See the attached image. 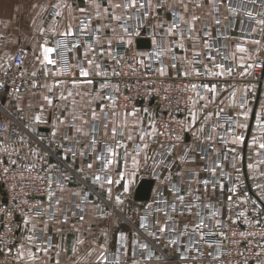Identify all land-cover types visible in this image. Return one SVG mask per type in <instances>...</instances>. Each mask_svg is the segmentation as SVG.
I'll use <instances>...</instances> for the list:
<instances>
[{"label": "crops", "instance_id": "1", "mask_svg": "<svg viewBox=\"0 0 264 264\" xmlns=\"http://www.w3.org/2000/svg\"><path fill=\"white\" fill-rule=\"evenodd\" d=\"M112 2L123 3L124 0H112ZM156 3L157 0H152L153 7L147 8L149 16L146 19L151 23V33L148 36L144 32L138 35L123 32L119 25L124 23L128 26L127 22L131 23L140 14H138L136 9H130L127 13H125L123 8L113 10L108 0H91V2L90 0H0V68L8 66L14 53L20 49L24 52V69L29 74L34 71L37 74L39 70L45 69L37 59V57L42 59L41 45L45 44V42H47L46 46L55 47L57 41H65V38L69 37H62L60 33L66 32L69 25H71L74 34L76 32L92 33L96 26L100 29V33L93 36V43L90 44L94 50H89V45L84 48L78 45L76 47H73L72 44L69 45L66 48L65 55H63L68 66L64 67L59 60L57 65H54L55 67L48 65L54 69L50 75H46L41 79L39 86L33 87V83H28L18 94L13 96L0 92V117H3L0 122H3L5 126V129L0 134V156L4 161L15 160L16 164L34 163L47 168L48 165H57L59 168L57 172H60L61 175L72 176L73 182H66V187L72 190L83 189L87 193L88 200L92 204L99 205L100 208L98 210L88 204L84 213L85 219L80 221L78 219L80 213L75 207L80 202L79 198L71 196L69 192L60 193L57 190V185L54 186L58 196L63 197L61 203L55 206V219L34 214L24 216L18 226L19 241L11 248V254H8L7 251H0V264H55L56 259H59L60 264H97L101 245H106L107 247L109 264H112L114 260L113 253L119 257L120 264H133L134 261L135 264H164L163 260L155 259L158 256H164L169 260H178V254L183 250L181 246L183 243L185 244L184 240L189 242L188 236L182 239V243L181 241L179 243L178 240L176 244H169L170 238L169 236L168 238L165 237L164 233L157 234L159 236L158 240L146 234L147 237H145L155 247L149 241L147 245L149 244L150 246L148 245L147 249H141V252L138 253V245L144 241V237H140L138 230L142 215L147 216L149 223L153 225L154 231H156L155 222L157 220L161 223L165 222V213L172 215L181 224L194 221V214L185 213L184 216H180L178 213L174 214L168 209V203L175 200L170 188L174 183L178 182V176L180 180H183L185 175L189 174L188 172L197 171L198 165L205 160L201 159L202 155H207L209 160L214 156L217 158L221 153L227 152L237 167L241 168L240 171L242 170L245 178L254 182L253 186L255 189L258 183L264 184V163H257L264 160V154L257 156L258 149L251 146L253 136L257 137L258 140H264V132H261L256 127L255 120L251 115V109L255 108L256 111H259L256 97L264 100V91L257 83L250 81V74L241 75L244 72L250 73L248 65H252L255 60L264 61V32L259 31L260 26L256 25L253 20H249L245 15V12L251 11L257 19L264 18L258 15L259 13H264V0H257L255 4L251 3L250 0H244L246 6H241V0H215V2L213 0H183V4H187V11L184 10L180 0H165V7L160 9L155 7ZM229 3L233 8L237 9L235 15L228 11ZM198 4L200 5L199 7L197 6ZM54 5H59V7H54ZM51 8L55 9L54 16L49 14ZM82 8L85 9L84 12L80 11ZM105 8L108 9L109 13L121 15L123 19L121 21L112 20L111 16L103 14ZM173 11L183 16L184 19L178 20L173 16ZM57 12L60 15H57ZM98 12L101 13L99 18H97ZM194 15L198 16L199 20L194 22L195 30L189 34V22H191V17ZM217 18L221 21L219 25L215 23ZM174 21L179 23V28L175 34L166 36V29ZM158 24H163L164 27H157ZM82 26L86 29L85 31L79 30ZM253 28H256L257 31L252 32ZM112 29H116L115 33ZM206 32L209 35H205ZM180 33H183V39L180 38ZM190 35L191 38H189ZM96 36L100 37L99 43L95 40ZM141 37L150 40L149 49L136 48L135 41ZM109 38L112 39L111 52L114 46L123 43L131 49L133 56L143 61L160 43L161 45L163 44L162 51L164 54L157 70L160 67H164L167 73L174 72L180 75L187 71L189 73L188 76L197 78L199 76L194 75L193 71L201 67L202 79L195 81V84L198 86L210 84L217 87L215 102L208 104L207 111H216L223 108V113L228 112L231 117L237 119L240 123L248 124L247 129L236 128L237 133H242L245 136V144L242 146L225 145L219 141L214 143L208 141L199 142L195 141L191 133H185L184 138L175 144L176 147L173 150L176 163L167 173L158 177L151 174L152 160L143 165L142 153L141 164L143 166L132 177L123 211L115 208L113 203L107 200L106 193L99 187L92 185L91 179L84 180L79 176V169L94 160L95 154L93 153L88 157L79 156L80 151L85 150L89 137L79 135L75 132V128L71 126L74 123L75 127H83L84 131L88 132L93 123L90 116L91 109L95 108L97 114L101 117L100 120L95 122L99 128V133L96 134L98 139L103 142L113 143L110 132L112 125L109 124L108 135H104V120L101 112V105L110 104L107 100L101 99V97L105 96V92L110 88V85L103 81L100 75H96V72L102 71L103 67L117 63L106 52L101 54L102 49H108L107 39ZM205 40L212 45L210 52L204 47ZM253 40H260V44L252 43ZM180 43L184 45L183 48L178 46ZM237 45H242L246 51L243 53L237 52ZM62 49L65 48H61L60 51ZM197 51L201 55L198 60H195L194 52ZM86 53L87 56L85 55ZM208 55L215 56L216 62L224 64L226 68L232 67V74L228 75L226 73L222 77L206 75L205 64L208 65L209 70H214L207 59ZM224 57H227V59ZM52 58L57 57L53 54ZM88 59L94 60L93 65L88 64ZM97 63L100 65L99 69L95 67ZM173 64H175V67L171 66ZM241 64L244 67H240L239 65ZM79 67L87 69L90 75L88 77L80 76ZM67 70L72 75L64 73ZM57 72H62L63 74H53ZM87 79L92 80L93 83L91 85L79 83ZM74 80L78 82L75 86L72 83ZM57 81H62V83L59 86H54ZM105 83L109 86L101 90L100 85ZM49 87H52V91L48 90ZM198 90L202 91L199 88ZM233 91L236 93L234 98L231 95ZM68 92H72L73 95L68 96ZM61 94L66 96L67 99H59ZM45 95L53 99L52 107H49L43 100ZM245 98L248 101L249 109V120L246 122L241 120L238 115L242 111L239 108L240 101ZM194 100H198L195 94L191 105V109L194 111H197L201 104L207 103V100H205L199 101L194 105ZM134 108L137 110V116H128V125L131 126L137 118H142L144 126H147L148 116L143 110L148 109L151 115H153V110L142 104H138ZM132 110H119L115 107L116 115L113 117L111 114L112 109L104 108V111L109 113V121L115 120L117 124L122 121L126 112H131ZM34 115H40L43 122L33 125L31 118ZM74 116L77 117L75 121H73ZM57 117L63 119L65 123L59 125L60 132L53 139L51 132L53 125L57 123ZM188 119L189 114L185 122ZM82 120H88V124H83ZM211 123L212 121L209 122V125ZM24 124H30L35 127V133L29 134L28 130L23 127ZM224 129L223 125L217 131L223 135ZM132 131L133 140H125L129 153H132L136 145L141 143L138 136L135 135L138 130L134 129ZM207 131L208 129L206 128L205 134ZM128 132L129 128H126L125 136H127ZM64 133H67L70 138L67 140L61 139ZM212 135L215 137L216 133L214 132ZM21 136L27 141V146L21 142ZM201 136L203 139V134ZM41 137H43V140L40 139ZM226 137L228 140L232 139V136L228 133ZM77 141L79 142L77 143ZM146 142L150 145L147 150L149 156H155L156 153L163 152L167 147V143L164 142L158 144H154L153 140ZM70 147L77 152L75 161L65 151ZM186 147L194 149V151H189L194 160L190 163L181 164L178 158ZM233 147L236 148L240 159H234V154L230 151ZM4 148H7L8 153H11L10 156L3 151ZM29 148L38 149L39 156L43 157V159L33 155ZM120 151L122 154L123 150ZM66 156L67 159H65ZM249 164H255L256 166L253 169H249ZM124 167L121 162L119 167L114 170L113 175L115 176V172L123 170ZM127 167L131 169V160H129ZM98 168L99 164H94L93 169L88 173L89 177ZM85 171L88 172L86 168ZM181 172L182 175H177V173ZM231 173L237 174L234 169ZM169 175L172 176L170 182L167 180ZM144 178L153 179L150 197L147 201H137L134 199V191L139 181ZM221 183L224 185L223 191L219 187L216 189L223 193L224 199H227L228 195H230L227 188L228 182L224 179ZM197 184L196 180L191 183L189 191L191 195L189 197H194L201 191ZM121 192L122 185L113 186V197L121 194ZM248 192L251 194L250 189H248ZM163 193H165L164 198ZM1 195L2 186L0 182V197ZM158 201L160 203H157ZM163 201H167V203H163ZM204 203L214 204L215 208L219 209V212L222 211L221 202L205 197ZM158 208L163 209V211H157ZM247 209L248 204H244V211L246 212ZM204 211L207 213L209 210L205 209ZM74 212L77 215L74 216ZM109 213L111 215H108ZM65 216L68 217V222L61 223ZM25 217L31 218L32 224L36 227L35 235L40 242L51 241V244L48 245L49 253L47 256L43 252L37 253L40 257L39 260H32L29 257V253H35L36 248L26 239L32 232L30 231L31 226H25L23 223ZM103 232H107V237L102 235ZM121 233L126 235L123 241L120 240ZM78 240H82L83 243H77ZM21 245H24L23 249L20 248ZM73 247L76 248L75 253L72 251ZM18 249L23 253V259L17 258ZM149 251L153 253V256L148 259ZM57 252L59 253L58 257L56 255ZM184 264H204V262L202 260L197 262L185 261Z\"/></svg>", "mask_w": 264, "mask_h": 264}, {"label": "snow or ice", "instance_id": "2", "mask_svg": "<svg viewBox=\"0 0 264 264\" xmlns=\"http://www.w3.org/2000/svg\"><path fill=\"white\" fill-rule=\"evenodd\" d=\"M91 2V0H90ZM110 7L115 10V9H120L123 8L125 13L128 12L130 9H145V8H152V0H124L123 3H113L112 0H108ZM181 4L184 7V10L187 11L188 7L187 4H183V0H180ZM215 2V0H213ZM251 3L255 4L257 0H250ZM198 7L200 6L199 4L197 5ZM241 6H246L244 4V0H241ZM54 7H59V5H54ZM99 7V5H97ZM157 9L164 8L165 7V0H157V3L155 5ZM81 12H84L85 9H80ZM228 11L235 15L237 9L233 8L231 4L229 3L228 6ZM103 14L111 16L112 20L115 21H121L123 17L121 15H115L114 13H109L108 9L105 8L103 10ZM173 16L176 17L178 20H183V16H180L178 13L173 11ZM57 15H60L59 12H57ZM101 15L100 12L97 13V18ZM245 15L249 18V20H253L256 25L260 26L259 31L264 32V18L257 19L251 11L245 12ZM261 17H264V13H259L258 14ZM149 16V13L147 11L144 12V17L147 18ZM130 18V17H128ZM199 20L198 16H192L191 17V22H189V27H188V32L191 34L194 30V22ZM215 23L219 25L221 21L217 18L215 19ZM119 27L123 30V32L128 33L130 30L128 26L124 23H121ZM157 27H164L163 24H158ZM179 28V23L173 22L170 24V26L166 29L165 35H173L176 33V30ZM80 31H85L86 29L82 26ZM95 31L99 32L100 29L97 28ZM112 31L115 33L116 29H112ZM252 32H256L257 29L253 28L251 30ZM55 34V33H54ZM138 34V33H137ZM62 37H72L74 35L73 30L71 25H69L68 30L66 32L60 33ZM180 38L183 39V33H180ZM205 35H209V33H205ZM191 38V35L189 36ZM95 40L97 43L100 41V37L96 36ZM130 43V41H129ZM155 43V41H153ZM252 43L259 45L260 40H253ZM47 42L45 44L41 45L42 49V59L40 57H37V59L40 61V63L47 68L48 65H57L58 60L56 58H52L53 54H55L58 58L60 63L64 66L67 67V61L64 60L63 58V52L59 51L61 48H67L68 45L64 41L60 40L56 42L55 47H48L46 46ZM107 44H108V49H102L101 54H105V52L111 56L112 59L116 60L117 64H119L120 60L116 58L111 52V46H112V39L109 38L107 39ZM72 46L76 47L77 45L75 44V41H72ZM180 48H183L184 45L180 43L178 45ZM89 50H94L92 45H89ZM204 47L207 49L209 52L212 49V45L208 43L207 40L204 42ZM236 51L243 53L246 51V49L242 45H237L236 46ZM164 53L163 51H157L154 53V55L159 58L162 56ZM87 56V53L85 54ZM201 55L200 52H194L195 57H199ZM235 56V54H233ZM227 59V57H224ZM120 59H123L122 57ZM175 59V57H173ZM208 61L212 64V67L214 70H209L208 65L205 64V74L206 75H211V76H217V77H222L226 73L228 75H231L233 72L232 67H225L224 64L222 63H217L216 62V57L212 55L207 56ZM243 59V58H241ZM88 64L93 65L94 60L93 59H88ZM139 64L143 65L144 61L139 60ZM172 67H175V64L171 65ZM240 67H244L243 64L239 65ZM95 67L97 69L100 68V65L97 63L95 64ZM253 67V65H248V68ZM159 75L164 76L167 74L166 69L164 67H160L158 70ZM45 74L47 75L48 72L46 71ZM55 75H62V72H57L53 73ZM79 74L82 77H88L90 75V72L83 68L79 67ZM194 75H201L199 70H194L193 71ZM245 74H251V73H241V75ZM32 76H36V72L31 73ZM96 75H107L105 72L97 71ZM113 75H120L119 72H116L113 70ZM182 75L187 77L189 73L187 71L183 72ZM62 83V81H57L54 86H59ZM73 85L75 86L78 82L77 81H72ZM79 83H86L88 85H91L93 83L92 80L87 79L85 81H81ZM36 84L33 82V87H35ZM109 85L107 83L101 84L100 88L101 90L106 89ZM5 87L4 84H0V88ZM195 95L198 97V100H194L193 104L195 105L199 101H205L207 100V103H203L200 105L199 109L197 111H194L192 109L189 110V119L185 121H169L165 122L161 125V127H158L157 120L153 115H151L148 112V109H144L143 111L145 114L148 116V121H147V126H144V120L142 118H137L131 126L128 125L127 123V117L132 116L136 117L137 116V110L133 108L131 112H126L123 116L122 121L117 124L115 120L109 121L108 116L109 113L104 111L105 107L111 108L112 109V116L114 117L116 115L115 112V107H116V97L112 95L108 96H103L101 99L103 100H108L110 101L109 105H101V112L103 113V128H104V135H108L109 131V124H111V139L113 143H108V142H103L98 139V136L96 134L99 133V128L97 124L95 123L96 121L100 120V116L97 114L95 108L91 109V120L93 121L90 129L88 132H85L83 127H75V124L73 123L71 126L75 128V132L78 133L81 136H88L89 141L88 144L86 145L85 150L80 151L79 156L80 157H88L91 154H95L94 160L91 162H88L85 166L81 167L79 169V176L82 177L84 180L91 179V183L94 187H99L104 193H106V197L108 201H111L114 205L115 208L120 209V211H123V206L126 202L127 195L130 190V185L132 183V177H134L137 172L141 169L143 165H146L149 160L153 161V170L155 168L159 167L161 164H163V160H156L154 156H149L147 154V150L149 149L150 145L146 141H151L153 140L157 135L159 136H167L170 137L172 140L180 142L183 137L179 134L180 132L184 133H191V135L195 138V141L199 142H216L219 141L225 145L231 144V145H236V146H242L245 144V136L242 133H237L236 128L240 129H247L248 124L247 123H240L237 119L233 117H226L224 120V123L228 125V128L225 129V132L230 134L232 136L231 140H228L226 135H222L220 132L217 130L223 127V125L220 123V117L224 112L223 108H220L219 110L216 111H207L208 104L209 103H214L215 102V95L217 94V87L216 85H210V84H203L198 86L197 84H190L188 86ZM201 89L202 91L198 90ZM49 91H52V87H49ZM187 90V89H185ZM16 91H19L17 89ZM115 91L118 93L119 92V86H115ZM72 92H68V96H72ZM232 97L234 98L236 93L235 91L232 92ZM59 99H67L66 96L63 94L60 95ZM167 99V97H165ZM191 100L192 97H189ZM43 100L47 103L49 107L53 106V99L47 95L43 97ZM256 104L259 107V111H256L255 108L251 109V115L252 118H254L256 127L261 131L264 132V100H261L259 97H256ZM18 107V106H17ZM239 108L242 109V111L238 114L240 119L243 121H248L249 120V109H248V101L247 99H242L239 104ZM199 113V114H198ZM3 117H0L2 119ZM77 117H73V121H75ZM82 119V118H81ZM32 124H38L43 122L42 117L40 115H34L31 118ZM212 121L211 125H209V122ZM65 121L63 119H60L57 117V123L53 125V129L51 132V136L53 139H55L60 132L59 125H63ZM83 124H88V120H82ZM175 124V127H171L172 124ZM23 127L28 130L29 134H34L36 129L35 127H32L30 124H24ZM129 128V132L127 136H125V129ZM161 128L163 130H161ZM206 128L208 129L207 133L205 134ZM138 130L135 132V135L138 136L139 141L141 143L137 144L136 147L133 149L132 153H129L127 150V144L125 143V140L127 141H132L134 136H133V131L132 130ZM216 133V136L213 137L212 133ZM201 134H203V139ZM70 137L68 136L67 133H64L61 139L67 140ZM43 140V137L40 138ZM21 142L27 146V141H25V138L23 136L20 137ZM79 141H77L78 143ZM98 145L100 146L98 148ZM253 147H256L258 149L256 155L260 156L264 154V140H258L257 137L253 136L252 138V145ZM163 147V145H161ZM176 147L175 144H172L168 149H167V155H171L172 149ZM122 154H121V151ZM3 151L7 155H11V153H8L7 148H4ZM29 151L37 156L40 159H43V157L39 156V150L38 149H32L29 148ZM66 153H69L71 155V158L73 161H75L77 157V152L74 150V148H68L65 150ZM189 151H194L193 148L191 147H186L184 150V154L181 155L178 159L181 164H186L192 162L194 159L193 157H189L188 153ZM230 151L234 154V159H240L239 154L236 152V148L233 147L230 149ZM143 153L142 160H143V165L141 164V154ZM157 155H160L157 153ZM209 157L207 155H202L201 159H208ZM228 157L225 156L224 159H227ZM67 159V156L65 157ZM129 160H131L132 167L129 169L127 167ZM121 162L124 164V169L121 171H116L115 176L113 175V172L116 168L119 167ZM0 163H5V167L3 168L4 173H8L10 171L9 167H7V163H11L13 165L16 164L15 160H10L7 163L4 161H0ZM257 163H264V160L258 161ZM94 164H99V168L97 171L92 174L90 177L88 175L89 172L94 167ZM256 165L255 164H249L248 168L253 169ZM36 167L35 164H32L27 168L28 171L33 170ZM165 167H168V165H165ZM233 169L237 172L236 180L233 184L232 187L228 189L230 192V195L227 197L228 204L230 205H238V204H248L251 205V207L248 209V211H251L254 217H259L261 213H264V184L258 183L256 185V190L259 193L258 195H255V198L249 197L246 193H244L242 196L238 193L237 185L240 183L241 176H240V169L237 167L236 163H232ZM85 168L88 170V172L85 171ZM55 169L56 171H59V168L57 165H48V168L46 172L48 173L45 176H40L37 175L35 179L44 181L47 184V197L49 201L51 202L53 198H55V203L59 205L61 203V200L63 199L62 196L57 195V191H54L52 189V185L55 184L57 185V190L60 193L64 192H69L71 196L78 197L79 198V203L75 205V207L78 209L80 215L78 216V219L80 221H84L85 215L84 213L86 212V206L88 204H91V207L96 208L99 210L100 206L97 204H92L91 201L88 200L87 193L84 192L83 189H77V190H72L68 189L66 187V182L71 183L73 182L72 176L67 175V174H62V178H56L53 179L52 175L50 174L51 171ZM217 169H220L219 176L224 177L225 173L223 171V165L222 162L217 159L212 162L211 165L206 166L202 171H206L210 174L211 177H217ZM198 172H190V175H192L194 178L198 176ZM177 175H182L181 173H177ZM172 179V176L169 175L167 177V180L170 182ZM197 183L202 184L204 186L205 193H208L209 191H214L217 187L220 188L221 191L224 189L223 183H221L219 180L215 179H203V180H197ZM115 185H122V192L119 195H116L113 197L112 192H113V186ZM170 191L172 194L175 196V202L172 204H169L168 207L172 210L174 213H178L180 216H184L185 213L188 214H194V221L191 223H185L183 225V228L181 229L179 224L176 222V220L172 217V215L165 213V222L161 223L160 221H156V231H151L150 230V225L147 223L146 218L142 219L140 223V228L145 229L147 234L153 239L158 240L159 236L157 233L163 234L166 232L169 233H176V237L172 238L169 240V244H176L178 242L179 236H184L187 235L189 237V245L197 243V241H204V243L208 244L209 247H212L211 243L208 241L204 240L205 235H219L221 237L227 238L225 233L223 231H218V232H213L209 230L207 233H205V229L209 227V221H213L214 224L213 226L216 229H221L226 227L224 222L219 219L220 212L219 209L215 208L214 204L210 203H199L201 201V196L196 195L193 197V202L192 203H186V195H180V188L176 187L175 185H172L170 188ZM187 195H191V192H188ZM157 203H160L159 201ZM163 203H167V201H163ZM226 207L228 205H225ZM149 207H151L149 205ZM205 209H208L209 211L205 213ZM229 211H232V208L228 209ZM6 209L0 208V212H5ZM157 211H163V209H157ZM9 218L12 216V212L8 211L7 212ZM39 215V213H37ZM73 215H77V213H73ZM108 215H111L109 213ZM237 218L245 217V211H240L236 213ZM53 219H55V216L53 215ZM68 222V217L65 216L61 223H67ZM233 224H235L237 221L232 220L231 221ZM246 223H259V219H256L255 221L252 220H246ZM23 223L25 226H31L30 231L32 232L31 235H28L26 239L32 243L35 248L36 252L29 253V257L32 260H39L40 257L37 255V253L43 252L46 256L49 253V247L48 245L51 244V241H45V242H40L39 238L35 235L36 232V227L34 224H32V220L30 217H25L23 220ZM11 231V229H9ZM102 235L107 237V232H103ZM235 235V233H233ZM241 237L245 236V233L241 232L239 234ZM252 235H255L252 233ZM125 239V236L123 233L120 234V240L123 241ZM77 243H83L82 240H78ZM21 249L24 248V245L20 246ZM141 249H147L148 245L147 244H141L140 245ZM0 251H4L3 249H0ZM6 251L8 254H11V248H7ZM72 251L75 253L76 248L73 247ZM187 251L184 253H179L178 254V260H169L164 256H158L155 257L157 260H163L164 264H184L185 261L189 259V255L187 254ZM91 254V253H89ZM126 254V253H125ZM17 258L18 259H23V253L18 249L17 251ZM57 257L59 256V253H56ZM149 258L153 256V253L149 252ZM208 255L212 256L213 260L218 261L220 258V254L217 253L216 255H213L212 253H208ZM257 257L261 255V253L256 254ZM114 260L112 264H120L119 257L113 253ZM192 259H196V257H191ZM55 264H60L59 259H56ZM97 264H109L108 260V255H107V247L106 245H101V251L100 255L97 257ZM135 264V261L133 262Z\"/></svg>", "mask_w": 264, "mask_h": 264}, {"label": "built area", "instance_id": "3", "mask_svg": "<svg viewBox=\"0 0 264 264\" xmlns=\"http://www.w3.org/2000/svg\"><path fill=\"white\" fill-rule=\"evenodd\" d=\"M145 11L149 13L147 8L139 9L138 14H140V16L135 18L131 23L127 22L130 30L129 33L141 34L144 32L146 35H150L151 23L144 17ZM49 14L54 16L55 9L51 8ZM97 28L96 26L95 30ZM95 30L92 33L76 32L74 36L65 38L64 42L69 46L72 44V41H75L76 45L84 48L93 43L94 35L100 33V31L97 32ZM162 48L163 44L161 45L160 43V45L148 55L144 64L141 65L138 63L139 60L137 57L132 55L131 49L126 44L121 43L116 45L112 49V54L120 60L119 64L116 63L103 67L101 72H105L107 75H100L103 81L110 85V88L105 92V96L112 95L117 98V109L130 110L138 104L150 107L153 110V116L158 122V127H161L165 122L186 120L195 94L188 86L202 79L201 75L197 78H193L190 76L185 77L184 75L174 72H168L164 76L159 75L157 67L161 64L162 56L157 58L154 53L163 50ZM61 52L65 55L66 48L62 49ZM121 57L123 59H120ZM199 58L200 56L194 57L195 60ZM56 59L59 60L58 57ZM252 65L253 67L250 68L251 74L249 75V79L257 83L264 91V61L255 60ZM53 69L54 68L47 66V68L39 70L36 76H32L24 69V52L19 49L14 53L10 64L0 68V84L5 85V87L0 88V92L13 96L18 94L28 83L35 82L36 86H39L41 79L46 76L45 72L47 71V75H50ZM113 70L119 72L120 75H113ZM198 70L202 73L201 67H198ZM68 71L69 70L64 73L72 75V73ZM116 85L119 86L118 93L115 91ZM17 89H19V91H16ZM165 97H167V99H165ZM189 97H192V99L190 100ZM107 102L110 103L108 100ZM226 117H231V114L226 112L220 117V123L224 125L225 129L228 128V125L224 123ZM171 127H175V124L173 123ZM4 129V123L0 122V134ZM225 129L223 135L227 134ZM161 130L163 129L161 128ZM179 134L184 138V132H180ZM153 142L154 144L162 142L167 143L166 149L159 153L160 155L156 153L154 156L156 160H163V164L155 168V170H153V167L151 168L152 175L158 177L161 174L167 173L176 163V157L173 151L174 148L172 149L171 155H167L166 153L167 149L172 144H176L177 141L167 136L157 135L153 139ZM183 154L184 151L181 155ZM188 156L191 157L189 153ZM225 156L228 158L224 159ZM217 159L222 162L223 171L225 173L224 177L219 176L220 169H217V177H211L208 172L202 171V169L211 165L212 162ZM0 161H4L1 156ZM232 163H234V161L229 157V154L223 152L217 158L214 156L209 160L205 159L202 161V163L198 165V170L195 171L199 173L198 176L194 178L190 175V172H188L189 174L185 175L183 180H180L178 176V182L174 183V185L180 188V195H186L185 202L192 203L193 197H189L187 193L191 189V183L195 182V180L215 179L222 182L225 179L228 182L227 186L229 188L232 187L235 179V174L231 173L233 170ZM32 164L34 163L15 165L7 163V167H9L10 171L4 173L3 168L5 167V163H0V182L2 186L0 208L6 209L5 212H0V249L4 251H6L7 248H12L18 243V226L24 216L27 214H34L40 217L47 216L48 218H52L54 215L56 206L55 198L50 202L46 194V182L35 179L37 175H47V167L35 164L36 167L28 171L27 168ZM165 165H168V167H165ZM50 174L53 179L61 178L55 169H53ZM197 185L199 186V190H201L199 194H197L201 196V201H199V203H204L205 197L210 200L221 202L222 211L220 212L219 219L226 225L224 228L216 229L213 226L214 222L209 221V227L204 230L205 233L209 230L213 232L223 231L227 238L219 235L206 234L204 240L210 242L212 247H209L204 241L198 240L197 243L189 245V242L184 240L185 244L183 243L181 246L183 250H181L180 253H184L188 250L187 254L189 255V259L187 261L197 262L202 260L204 264H264V220H259V223H246L244 217L237 218L236 216V213L244 211V204L230 205L227 199L223 198V193L218 189L205 193L204 186L199 183ZM54 186L56 185L53 184L52 189L56 191ZM164 195L165 193H163V198ZM174 202L175 200L169 202L168 205ZM225 205L228 206L226 207ZM229 208H232V211H229ZM168 209L172 212L169 207ZM8 211L12 212L11 218H9L7 214ZM37 213H39V215ZM146 220L150 225V230L153 231V225L149 223L148 218H146ZM232 220H236L237 222L233 224L231 222ZM255 220L256 219L252 221ZM176 222L182 229L184 224L179 223L177 220ZM9 229H11V231H9ZM241 232L245 233L244 237L239 235ZM139 233H142V231H139ZM233 233H235V235H233ZM252 233L255 235H252ZM142 235H144V233H142ZM164 236L167 238L169 236V238L172 239L176 237V233L166 232ZM185 236L187 235L179 236V243L180 241L182 243V239L185 238ZM141 244L143 243L138 245V253L141 252ZM208 253H212L213 255L219 253V260H213L212 256L208 255ZM257 253H261V255L257 257ZM191 257H196V259H192Z\"/></svg>", "mask_w": 264, "mask_h": 264}, {"label": "rangeland", "instance_id": "4", "mask_svg": "<svg viewBox=\"0 0 264 264\" xmlns=\"http://www.w3.org/2000/svg\"><path fill=\"white\" fill-rule=\"evenodd\" d=\"M239 167V166H238ZM241 167V166H240ZM241 169V168H240ZM60 177L62 176L60 172H58ZM152 174V173H151ZM236 176L237 174H235V179H234V182L236 180ZM240 176H241V180H240V183L237 185V189H238V193L242 196L244 193H246L249 197H252V198H255V195H257V192H256V189L254 188V182L253 181H250L249 179L247 180L242 172V170L240 171ZM62 178V177H61ZM228 184V183H227ZM249 186V188H248ZM229 189V187H227ZM251 190V194H249L248 192V189ZM251 207V205H248V209ZM107 208V206H106ZM108 209V208H107ZM247 211L245 212V217H244V220H254V219H259V220H264V213H261L259 217H254L252 212L251 211ZM147 218L146 215H142L141 217V221L142 219H145ZM140 227V226H138ZM139 231H142V233H144V235H142V233H139L140 237H144V241H143V244H147V242H149L150 240L147 239L146 237V234L147 232L145 231V229H142V228H139ZM152 231V230H151ZM154 231V230H153ZM124 236L126 237V235L124 234ZM146 236V237H145ZM147 239V240H146ZM142 242V241H141ZM150 243L152 244V242L150 241ZM153 245V244H152ZM154 246V245H153ZM155 247V246H154ZM149 259V258H148Z\"/></svg>", "mask_w": 264, "mask_h": 264}, {"label": "water", "instance_id": "5", "mask_svg": "<svg viewBox=\"0 0 264 264\" xmlns=\"http://www.w3.org/2000/svg\"><path fill=\"white\" fill-rule=\"evenodd\" d=\"M137 49H149L150 40L148 38H137L135 41ZM153 186V179L144 178L141 179L134 191V199L137 201H147L149 200L151 189Z\"/></svg>", "mask_w": 264, "mask_h": 264}]
</instances>
